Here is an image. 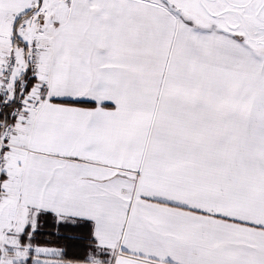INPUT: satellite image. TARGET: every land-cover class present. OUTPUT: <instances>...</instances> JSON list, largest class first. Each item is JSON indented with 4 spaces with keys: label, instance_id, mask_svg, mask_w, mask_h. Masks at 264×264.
Instances as JSON below:
<instances>
[{
    "label": "snow or ice",
    "instance_id": "obj_1",
    "mask_svg": "<svg viewBox=\"0 0 264 264\" xmlns=\"http://www.w3.org/2000/svg\"><path fill=\"white\" fill-rule=\"evenodd\" d=\"M0 264H264V0H0Z\"/></svg>",
    "mask_w": 264,
    "mask_h": 264
}]
</instances>
